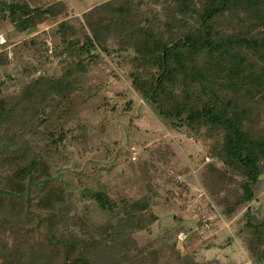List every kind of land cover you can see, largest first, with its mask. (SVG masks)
Listing matches in <instances>:
<instances>
[{
    "label": "trees",
    "instance_id": "16d2710c",
    "mask_svg": "<svg viewBox=\"0 0 264 264\" xmlns=\"http://www.w3.org/2000/svg\"><path fill=\"white\" fill-rule=\"evenodd\" d=\"M6 5L7 0H0V12L15 23L18 31L30 27L32 19L27 15L42 13L40 8L31 9L27 5L12 3L8 8ZM145 5L120 2L119 6H112L108 19L104 17V22L98 25L97 34L104 39L117 30L130 36V27L141 19V24L133 31L141 38L135 39L136 48L143 47L142 51H137L138 57L145 66L157 69L150 95L145 97L150 99L162 119L173 125H183L189 134L195 132L209 141L210 155L218 154L225 166L243 177L239 186L236 182L229 186L226 195L222 193L224 195L217 197L222 191L210 189L225 218L234 220L242 215V225L235 234L225 232L223 240L221 234H214L211 241L203 240L202 246L209 250L230 249L238 237L251 260L263 264L264 217L251 206L264 190V72L258 69L257 62L246 58L244 50L248 40L255 36L254 31L264 40V26L261 25L264 23V0H208L201 22L194 28L188 23L168 24L154 13V9L138 16ZM20 9H23L21 13ZM249 16L258 20L252 26L247 23ZM161 24L168 29L159 30L162 36L157 32ZM176 26L184 30H169ZM79 30L75 25L68 36L62 34L66 49L74 51L70 59L74 66L68 71L70 76L86 71V62L96 50L94 38ZM262 45L264 47V41ZM5 53L6 50L0 53V66L11 64ZM132 58L135 59V53ZM52 83L51 78L32 80L31 92H26L22 107L17 104L8 109L0 101V174L10 173L0 185V264H97L92 233L86 221L55 181V173L63 160L58 157L61 148L49 157L27 137L22 144L17 141V132L21 136L26 127L39 134L44 124L41 114L48 109L52 108L48 112L55 115L59 105H64L63 114H66L74 109L80 98H88V95L79 94L77 86L73 85V93L58 100L53 97ZM64 140L59 137L57 143ZM223 177L229 181L234 178L230 174H223ZM225 187L226 184L219 188ZM107 196L103 191L95 195L105 209L115 210L117 203ZM35 202L41 215L38 220L32 208ZM151 208L150 198L138 200L97 230L107 234L108 264H127L144 251L145 242L138 233L159 220ZM210 227L208 220L204 221L201 230L188 232V241L197 243ZM36 228L42 230V240L30 234ZM194 251L182 254L178 250L163 264H208L198 248Z\"/></svg>",
    "mask_w": 264,
    "mask_h": 264
},
{
    "label": "rangeland",
    "instance_id": "374dc122",
    "mask_svg": "<svg viewBox=\"0 0 264 264\" xmlns=\"http://www.w3.org/2000/svg\"><path fill=\"white\" fill-rule=\"evenodd\" d=\"M207 1L7 0V8L8 4L15 3L42 10L40 14L26 16L32 21L25 31H18L15 23L0 12V36L7 41V44L2 42L6 45L0 46V53L6 50L11 63L0 66L1 103L8 109L17 104L22 107L26 92H31V81L39 78L52 79L53 97L58 100L73 93V85L77 86L79 94L88 95V98H80L74 109L66 114H63L64 105H59L55 115L48 112L52 108L48 109L40 117L44 121L40 135L35 129L31 132L26 127L21 136L17 132V141L22 144L27 137L49 157L61 148L58 157L63 160L55 173V181L86 221L87 229L92 233L93 256L97 264H108L107 234L97 230L114 220L115 214L124 207L148 198L151 199V210L159 220L138 233L145 242V249L127 264H163L178 250L186 254L194 253L196 248L208 264H256L238 237L240 246L236 244L233 252L202 246L203 240L211 241L214 234H221L223 240L225 232L235 234L242 225V215L234 220L225 218L210 189L222 191L217 197L224 195L222 193L226 195L229 186L234 182L239 186L243 177L225 166L218 154L210 155L209 141L195 132L189 134L183 125H173L162 119L150 99L145 97L150 95L157 69L154 65L145 66L138 57L137 51H142L143 47L136 48L135 39L141 38L133 31L141 24V19L130 27V36L117 30L104 39L97 34L98 25L111 13L109 9L119 6L120 2L134 6L146 4L138 16L154 9V13L168 24L188 23L194 28L201 22ZM257 21L250 16L247 18L251 26ZM75 25L82 33L88 32L94 38L96 50L86 62L87 70L70 76L68 71L74 66L70 61L74 51L66 49L62 34L68 36L75 30ZM159 30L168 29L161 24L157 32L162 36ZM169 30L184 29L176 26ZM254 32L255 36L248 40L244 51L246 58L257 62L258 69L264 72V40L259 32ZM144 69H147L146 73ZM94 93L96 95L92 97ZM34 123L40 126L37 121ZM59 137L65 138L63 143H57ZM223 174L234 178L229 181ZM9 175L0 174V185ZM225 184V188H219ZM101 191L117 203L115 210L105 209L97 200L95 195ZM36 204L33 203L32 208L38 220L41 215ZM251 208L264 217V190ZM206 220L211 229L203 234V239L201 236L197 243L181 239L184 233L201 230ZM30 234L43 239L40 228Z\"/></svg>",
    "mask_w": 264,
    "mask_h": 264
},
{
    "label": "built area",
    "instance_id": "2783aa9c",
    "mask_svg": "<svg viewBox=\"0 0 264 264\" xmlns=\"http://www.w3.org/2000/svg\"><path fill=\"white\" fill-rule=\"evenodd\" d=\"M0 40H1V44H4V43L7 42V41H5V39L2 40V36H0ZM3 41H5V42L2 43ZM7 49H8V48H7ZM180 237H181V239H182L183 241H185V240H187V239L189 238V234L184 233V234H182ZM227 264H236V263H227Z\"/></svg>",
    "mask_w": 264,
    "mask_h": 264
},
{
    "label": "crops",
    "instance_id": "0c3cea01",
    "mask_svg": "<svg viewBox=\"0 0 264 264\" xmlns=\"http://www.w3.org/2000/svg\"><path fill=\"white\" fill-rule=\"evenodd\" d=\"M236 244L238 245V247L240 246V245H239L240 243H239L238 240H237L236 243L232 246V248L229 249L230 252L236 251V247H237ZM241 246H243V248H244L245 251L247 252V249L245 248L243 242H242ZM219 249H220V248H219Z\"/></svg>",
    "mask_w": 264,
    "mask_h": 264
}]
</instances>
